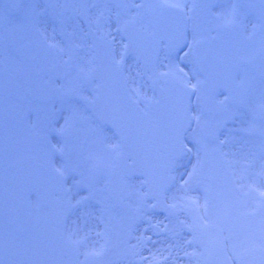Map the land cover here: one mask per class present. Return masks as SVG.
I'll use <instances>...</instances> for the list:
<instances>
[{
  "label": "flooded vegetation",
  "instance_id": "af4514ba",
  "mask_svg": "<svg viewBox=\"0 0 264 264\" xmlns=\"http://www.w3.org/2000/svg\"><path fill=\"white\" fill-rule=\"evenodd\" d=\"M119 1L125 10L116 0H88L90 26L98 34H122L127 23L147 30L150 14L165 6L180 8L186 20L183 50L162 47L161 54H167V68L177 71V79L195 91L196 136L187 143L193 155L183 161V176L197 166L193 187L202 206L208 201L207 213L202 207L197 215L208 219L186 217L185 223L206 244L184 243L191 237L176 227L184 215L179 209L171 218L161 216L163 226L152 211L146 229L130 213L133 208L98 200L107 157L90 116L77 104L92 92L85 85L92 50L80 0H39L37 8L36 0H24L16 13L0 0V264H220L231 258L214 243L217 228L224 229L230 246L247 247L239 264H264V208L246 195L248 185H264V80L246 65L264 48V0ZM29 86L37 88L32 95ZM27 157L55 169L67 166L76 181L47 193L56 200L47 207L35 192L26 194L14 184L12 166ZM77 193V199H88L68 215V199ZM96 206L102 208L96 209L98 218L89 209ZM108 206L120 212L118 223L109 219ZM85 213L92 229L87 248L72 242L75 222ZM125 215L132 225L124 223ZM209 221L215 227L205 234ZM92 247L103 248V255L88 256Z\"/></svg>",
  "mask_w": 264,
  "mask_h": 264
},
{
  "label": "water",
  "instance_id": "95a60500",
  "mask_svg": "<svg viewBox=\"0 0 264 264\" xmlns=\"http://www.w3.org/2000/svg\"><path fill=\"white\" fill-rule=\"evenodd\" d=\"M94 43L101 68L91 74L98 82V94L87 107L114 131L120 142V154L110 179L114 197L117 200L122 193L124 178L138 176L145 181L147 197L162 198L190 123L189 96L169 82L163 91L156 88L158 101H150L146 112L141 113L137 104L125 96L124 84L123 93L118 67L109 56L111 48L99 40Z\"/></svg>",
  "mask_w": 264,
  "mask_h": 264
},
{
  "label": "snow or ice",
  "instance_id": "6c2138e0",
  "mask_svg": "<svg viewBox=\"0 0 264 264\" xmlns=\"http://www.w3.org/2000/svg\"><path fill=\"white\" fill-rule=\"evenodd\" d=\"M62 152L63 149H54V151ZM191 151V149H189ZM183 153L181 152L173 163H177ZM57 175L64 181L72 180L76 181V174L67 166H61L56 169ZM197 173V166L193 165L192 171L187 172V178L185 179L183 175L180 177V181H177L173 184H170L167 188L164 189L161 194L162 198H158L156 196L148 197L146 199V203L150 204V207L153 210H161L167 211L169 215H172L177 209L189 214L190 216H195L197 220H207L208 217L206 215H197L200 213L201 208L203 207L205 213L208 211V201L205 199L204 205L202 206L200 203L199 189L193 187V180ZM72 187H75V183L69 186L68 191L72 190ZM143 191V189H141ZM196 195H193V193ZM76 195L70 196L68 199V208L67 214L71 215L73 212H77L81 209V206L88 199L87 196H84L80 199H77ZM246 195L251 196L255 199H258L259 205L261 208H264V185H248V192ZM151 200H156L157 203H150ZM74 201V202H73ZM179 223L182 225V231L186 229V235L191 238H186L184 243L191 247L195 243H200L201 245H205L206 242L203 239L198 238L195 235V227L193 224H186L185 220H180ZM210 227H215L211 221L204 225L205 229ZM223 228H217L214 233V243L220 249V251L225 255L232 257H236L238 253H236L234 246H230L229 237L223 234ZM97 236L99 233L96 234ZM72 237V242L77 245H82L87 248V243L92 237V229L89 221L88 214L85 213L81 215L77 222H75ZM71 239V237H70ZM261 251H264V241L261 242ZM103 248L92 247L87 249L86 254L91 257H101L103 255ZM186 254H188L186 252ZM232 264H236L235 259Z\"/></svg>",
  "mask_w": 264,
  "mask_h": 264
},
{
  "label": "rangeland",
  "instance_id": "374dc122",
  "mask_svg": "<svg viewBox=\"0 0 264 264\" xmlns=\"http://www.w3.org/2000/svg\"><path fill=\"white\" fill-rule=\"evenodd\" d=\"M36 6V4H34V7ZM161 62L158 65V67H156L155 69L152 68H141L139 66V64L136 62V60L133 57H130L129 60L127 61V66H126V74H127V83H128V87L129 90L131 92V94L140 101L141 105H144L146 103V100L149 98H152V90L150 87V83L152 81V78L155 76H152V74L158 75L161 79L165 78L168 74L164 73V64H165V56L161 57ZM196 136V128L195 130H193V132L190 135V138ZM105 140H106V147H105V151L109 153V155L112 157L111 160L109 161V164L113 163V159L115 154L118 152V145L116 143V141L114 140L113 136L109 133V132H105L104 134ZM182 160V159H181ZM185 160V158H184ZM108 164V165H109ZM177 170L175 172V176L176 177H181V175H183L185 172L184 170V165H182V163H177ZM209 169L207 167H205L203 169V174L204 175H208ZM105 173L107 174V170L105 171ZM104 173V175H105ZM103 183V179L101 180ZM177 182V180H176ZM181 182V181H180ZM207 186V185H206ZM97 187L99 189L100 192V197L98 198V200H100L102 198V200H104L106 203H110L109 199L107 198L106 194L107 191L105 189V187L102 186V184L99 182V184H97ZM141 189H143V191H141ZM127 200L125 201V208H133L135 209L134 212H130L132 214H139L138 216L140 217V224H144V221L146 223L152 224V220L150 221L147 215L148 212H150L149 209V203H146V199L144 197V187L142 185V183L139 180H133L131 182L128 183V189H127ZM93 203V202H92ZM151 203V202H150ZM94 205H96L95 203H93ZM110 208V206H108ZM100 211H102V208L100 206H96L95 209L89 207L90 211L92 212V216L98 218V215L96 214V209H98ZM101 208V209H100ZM110 212L108 213V217L109 219H112V223H118V221H116V219H118V214L120 213H115L111 210V208L109 209ZM212 210H210V214H211ZM182 213L181 210H179V214ZM186 217L191 220H193V216H190L189 214L184 212V215H181V220H185ZM179 219V218H178ZM177 220L174 219L171 222L175 223ZM131 223L129 222V220H127V215H125L124 217V223L127 225H132L133 219L130 220ZM164 220H161L160 217H158V222H160V224L163 226L164 225ZM141 227L143 225H140ZM147 226V225H146ZM143 226V227H146ZM178 229H182V225L179 223V225L176 226ZM141 229V228H140ZM208 229H205L204 233L206 234V231ZM180 232V231H179ZM183 233V232H180ZM141 236H142V232H141ZM134 239H138L136 233L134 235ZM187 238V237H186ZM143 239V237H142ZM144 243V242H143ZM144 245L146 247H148L149 245H151L149 243V241L146 240V242L144 243ZM139 246H137V250L139 251L140 249L138 248ZM208 247V244H207ZM236 253H238V255L236 256L239 257L240 254L242 253L241 251H239V248L236 247ZM248 263V262H246Z\"/></svg>",
  "mask_w": 264,
  "mask_h": 264
}]
</instances>
